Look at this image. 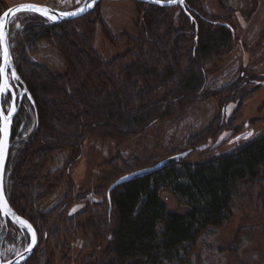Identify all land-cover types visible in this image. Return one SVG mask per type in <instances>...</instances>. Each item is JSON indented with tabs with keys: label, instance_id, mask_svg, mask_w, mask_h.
Listing matches in <instances>:
<instances>
[{
	"label": "trees",
	"instance_id": "trees-1",
	"mask_svg": "<svg viewBox=\"0 0 264 264\" xmlns=\"http://www.w3.org/2000/svg\"><path fill=\"white\" fill-rule=\"evenodd\" d=\"M133 1L144 9L137 20L138 35L126 37L132 49L110 61L94 47L95 24L103 23L89 18L95 9L61 23L30 13L15 39L14 64L33 100L24 96L20 107L29 103L36 126L18 164L8 153L10 179L23 191L16 198L11 195L14 187L5 192L38 239L50 223L38 213V191L44 189L39 179L52 153L80 148L93 136L126 141L178 119L209 94L208 67L234 50L231 19L208 15L198 0H186L184 7ZM175 9L180 10L178 18L173 17ZM104 34L110 42L118 41L108 29ZM44 40L62 54L64 73L26 57ZM247 83L235 87V98L247 97ZM263 168L264 133L236 152L195 163L182 160L115 187L107 196L111 213L86 231L96 229L100 238L108 239L107 253L116 259L110 264H174L206 229L230 220L240 190L257 180ZM167 196L177 199L179 212L168 207ZM24 201L33 215L16 208ZM43 257L37 249L22 264H43Z\"/></svg>",
	"mask_w": 264,
	"mask_h": 264
},
{
	"label": "rangeland",
	"instance_id": "rangeland-1",
	"mask_svg": "<svg viewBox=\"0 0 264 264\" xmlns=\"http://www.w3.org/2000/svg\"><path fill=\"white\" fill-rule=\"evenodd\" d=\"M18 1L24 0H0V16ZM36 1L70 11L84 0ZM198 1L208 15L231 19L235 28L234 50L219 64L207 66L209 94L178 119L152 127L132 139L120 142L93 136L86 138L80 148L66 147L48 157L39 179L44 189H38L41 197L38 213L50 222L36 248L44 254L43 264L116 262L107 253L108 239L100 238L96 229H86L95 227L99 218L111 213L107 191L119 177L182 152H187L182 160L191 163L233 153L264 133V0ZM141 9L144 10L133 0H103L96 6L89 18L102 19V25L95 24L94 47L103 60L110 61L132 49L126 37L138 35ZM179 11L175 9L174 18H178ZM28 15L21 14L12 21L13 59L15 39ZM105 29L118 41L110 42ZM26 57L54 73L65 72L64 58L52 41L38 42ZM246 82L249 94L242 101L234 97L233 90ZM224 100L226 104L221 105ZM10 103L11 99L2 103L5 111ZM35 126L34 113L26 103L14 118V138L8 151L11 162L18 164ZM10 175L8 163L4 191L14 187ZM22 191L14 187L11 195L16 198ZM165 203L173 211L181 210L172 196H167ZM16 206L33 215L26 201ZM232 211L228 222L206 229L180 252V260L174 264H264V168L257 180L246 183L240 190ZM54 227L57 229L53 230ZM29 241L26 230L0 214V260L13 258Z\"/></svg>",
	"mask_w": 264,
	"mask_h": 264
},
{
	"label": "water",
	"instance_id": "water-1",
	"mask_svg": "<svg viewBox=\"0 0 264 264\" xmlns=\"http://www.w3.org/2000/svg\"><path fill=\"white\" fill-rule=\"evenodd\" d=\"M101 1L103 0H84L77 8L70 11L60 10L47 4L19 3L17 5L8 7L4 11V13L0 16V68L5 69V75L0 76V84L3 83L4 79H7V81L9 82L10 94H14L16 97L15 100L16 111L12 114L7 126H5L4 121L0 119V214L4 219H9L15 225L26 230L30 237L28 246L22 252H20L19 254H17L16 256H14L9 260L6 261L0 260V264L24 263L34 253L38 244V235L34 226L26 218L18 215L15 212V210L10 206L4 191V174L6 169L10 141L12 137V127H13L14 118L19 111L20 104L24 96H26L33 104V100L29 92L26 90L25 85H23L20 75L14 64V59L10 45V33H11L12 21L13 19L16 18V16H19L24 13H36L52 22L61 23L64 21L77 19L86 15L87 13L92 11ZM138 1L160 7H173V6L184 7V3L186 0H183L182 3L180 2V0H138ZM26 6H35L44 9L48 12V15H42L40 12H35V11H22L21 9L25 8ZM64 13H76V14L64 15ZM49 16H52L53 18L49 19ZM5 52H7V60L9 61L8 63L5 62ZM13 72H15V74L19 77V79H14L12 77ZM12 104L13 101L11 100L10 107L8 108V110L12 107ZM0 109L3 110L4 117L7 118L8 110L7 111L4 110L2 103H0ZM186 155L187 152L178 153L169 156L167 158H164L152 166L139 169L119 177L109 186L107 191L108 199L110 192L115 187L130 180H133L135 178H140L150 175L158 170H161L164 167L177 163L180 160H182ZM28 225H30L31 227L29 228ZM33 232L35 233L34 242H33Z\"/></svg>",
	"mask_w": 264,
	"mask_h": 264
},
{
	"label": "snow or ice",
	"instance_id": "snow-or-ice-1",
	"mask_svg": "<svg viewBox=\"0 0 264 264\" xmlns=\"http://www.w3.org/2000/svg\"><path fill=\"white\" fill-rule=\"evenodd\" d=\"M182 3L183 0H180ZM22 11H35V12H40L42 15H48V12L44 9L35 7V6H26L25 8L21 9ZM82 11V9H81ZM75 15L76 13H64V15ZM52 16H49V19H52ZM5 62L8 63L9 61L7 60V52H5ZM5 75V69L0 68V76ZM12 77L14 79H19V77L15 74V72L12 73ZM13 101L12 107L8 110V117H4V112L2 109H0V119L4 121L5 126H7L12 114L16 111V106H15V100L16 97L14 94H10V88H9V82L7 79H4L3 83L0 84V103L7 104L9 100ZM250 135V134H249ZM30 228L31 226L28 225ZM35 241V233L33 232V242Z\"/></svg>",
	"mask_w": 264,
	"mask_h": 264
},
{
	"label": "crops",
	"instance_id": "crops-1",
	"mask_svg": "<svg viewBox=\"0 0 264 264\" xmlns=\"http://www.w3.org/2000/svg\"><path fill=\"white\" fill-rule=\"evenodd\" d=\"M19 3H37V4H43V2H39V1L34 2V0L18 1L16 4H19Z\"/></svg>",
	"mask_w": 264,
	"mask_h": 264
},
{
	"label": "bare ground",
	"instance_id": "bare-ground-1",
	"mask_svg": "<svg viewBox=\"0 0 264 264\" xmlns=\"http://www.w3.org/2000/svg\"><path fill=\"white\" fill-rule=\"evenodd\" d=\"M101 2H102V1H101ZM14 5H17V4H14ZM14 5H12V6H14ZM10 7H11V6H10ZM95 8H96V7H95ZM95 8H94V9H95ZM17 18H18V17L16 16V18H15V19H17Z\"/></svg>",
	"mask_w": 264,
	"mask_h": 264
}]
</instances>
